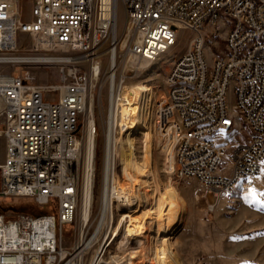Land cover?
<instances>
[{"label":"built area","instance_id":"obj_1","mask_svg":"<svg viewBox=\"0 0 264 264\" xmlns=\"http://www.w3.org/2000/svg\"><path fill=\"white\" fill-rule=\"evenodd\" d=\"M27 1L0 0V135L7 144L0 196L29 197L52 211L0 213V264H72L80 249L65 246L64 230L74 223L84 190L88 133L99 139L104 128L102 195L105 183L115 188L120 172L116 140L114 151L109 149L110 122L128 102L133 73L145 69L148 58L161 56L152 55L149 45L170 47L175 23H185L196 36L188 54L175 62L183 64V72L174 73L170 94L158 106L156 144L174 154L172 178H194L218 201L236 175L249 173L247 181L257 176L264 151V0H29V6ZM120 6L126 18L122 33ZM216 15L228 23L227 51L217 41L216 69L205 74L200 43L216 28ZM250 37H260V44L250 45ZM18 66L57 69L60 82H37L16 74ZM182 77H195V85H182ZM231 89L240 94L245 132L232 147L200 145L204 132L229 126L225 101ZM114 130L121 135L119 124ZM177 152H184V168L176 167ZM226 159L233 164L230 177L217 173ZM94 167L96 190L97 162Z\"/></svg>","mask_w":264,"mask_h":264},{"label":"rangeland","instance_id":"obj_2","mask_svg":"<svg viewBox=\"0 0 264 264\" xmlns=\"http://www.w3.org/2000/svg\"><path fill=\"white\" fill-rule=\"evenodd\" d=\"M26 3L29 6L30 1L28 0ZM125 23V13L122 6H120V33L123 32ZM222 35L224 36V32H222ZM195 36L196 32L187 28H180L178 41L166 56L155 62L147 61L145 69L133 73L132 84L146 82L154 87L155 92L153 107L154 126L152 131L148 135H143L142 131L139 130L133 136L136 141V156L140 161L145 158L150 141L156 137L159 126L158 106L162 105V95L170 94V88L166 83L168 72L176 60L189 50L191 40ZM223 36L221 38L214 31L206 36L205 55L210 65L214 61L212 53H220L217 41H219L221 49L227 51ZM21 39L24 41L26 36H22ZM105 49L106 46L102 50ZM104 56L105 59H108L106 54ZM107 61L105 60L106 63ZM6 67L10 69L9 71L15 69L11 66ZM16 69V74L28 78L31 77L40 83L60 82L56 75L57 69H48V71L31 70L22 66H18ZM52 97L53 100H57L58 93H54ZM106 98V94H104V105H106ZM228 100L231 108L235 110V94L232 89L228 94ZM105 110L106 106L99 110L102 111L100 115H105ZM243 125L245 126L244 122ZM3 130L0 120V131ZM232 134V132L229 133V136H232ZM98 140L97 167L99 180L95 190L92 217L85 229V238L90 237L94 233L101 215L102 195L100 180L104 152V128L100 129ZM128 145L130 147L129 142ZM6 148L5 137L0 136V164L5 161ZM155 149L158 180H160L162 186H167L170 182L173 183L183 194L188 204V212L183 225L166 240L156 241V247L163 255L165 262L167 264H264V163L261 172L253 180L247 181L248 179H246L239 182L231 192L223 194L216 201L213 194L207 193L205 195L203 186L196 179L189 178L181 181L173 179L174 154L170 151L162 153L156 143ZM217 173L223 176H232L233 164L231 160L226 159L218 168ZM150 180L154 186L153 176H151ZM116 205V203L113 205V223L115 225L125 213L122 207ZM51 211V205L39 207L29 197L0 196V213L3 214L12 215L18 212H26L37 216L50 213ZM80 229L81 208L77 211L74 223L67 225L64 230L65 246L74 248L77 245L80 240ZM104 234L105 228L100 233L98 240L84 254L82 264H90L93 260L104 240ZM114 240L108 248L106 260H109V257L112 254H116L117 251L121 256L125 255L135 245L134 239L128 238V241L125 239L124 227L120 228L119 234L115 236ZM123 241L125 242L123 243ZM153 259L155 260V256H153ZM113 264H116V262Z\"/></svg>","mask_w":264,"mask_h":264},{"label":"bare ground","instance_id":"obj_3","mask_svg":"<svg viewBox=\"0 0 264 264\" xmlns=\"http://www.w3.org/2000/svg\"><path fill=\"white\" fill-rule=\"evenodd\" d=\"M214 25H216V28H214L215 33L222 38L223 35L221 36V34L224 32L223 38H228V23H223V15H216ZM180 28H187V26L185 23H175L174 42L170 43V47L167 49L159 45H149V52L152 55L161 56L148 58V61L155 62L169 53L178 41ZM258 44H260V37H250V45ZM206 46V36H202L200 43L201 60L206 63L205 74H212V69H216L215 56L212 53L214 61L210 65L205 55ZM188 52L189 50L183 55L188 54ZM179 61L180 57L176 62ZM182 72L183 64L174 63L166 78L167 85L170 84V80L174 79V73ZM182 85H195V77H182ZM126 92L125 99L128 102L120 104L116 114L117 119L115 122H110L111 126L109 129V145L111 148H108L113 152L116 140V145L120 149L118 150L119 177H116L115 182H113V185H115L114 189H111L105 183L100 218L94 233L90 237L85 238V229L91 220L95 202V184L91 174L93 172L91 167L93 165L95 169L94 165L96 166L98 156L97 137L91 133V130L87 136V176L85 177L84 190L79 201L81 229L77 248L80 251L78 250L79 252L73 258L72 264H82L85 254L84 250L89 249L98 240L100 233L105 227L104 240L92 262H90L91 264H113L114 262L116 264H167L156 247V241L166 240L173 235L186 219L188 204L183 194L173 183L170 182L167 186H162L160 180H158L155 164V137L150 141L143 161H140L136 156V141L133 137L135 132L137 133L140 130L143 135H148L154 126V87L146 82H138L128 86ZM234 94L235 110L229 105L228 99L225 101V111L229 115V126L212 128L211 132H204L200 137V145L210 144L212 148L232 147L236 145V138H239L245 132V126L243 122H240L239 116V114H243V105H240V94L239 92H234ZM88 116L90 117L88 120H90L92 125L93 109L92 113L89 111ZM114 124L120 125L121 135L115 136ZM184 126H191V119H184ZM2 132L0 131V133ZM231 132L233 134L229 136ZM263 163L264 151L261 153V161L257 163V175L261 172ZM184 164V152H177L176 167L184 168ZM151 176L154 178V186L150 180ZM106 178L109 182V176ZM246 179L249 180V173L236 175L227 193L231 192L239 182ZM115 203L125 211L116 225L113 223V205ZM121 227H124L125 239H134L135 245L125 255L121 256L117 251L116 254H112L109 257V260H106L108 248L115 241L114 238L119 234ZM153 256H155V260Z\"/></svg>","mask_w":264,"mask_h":264}]
</instances>
